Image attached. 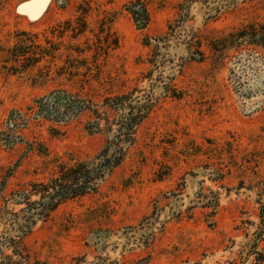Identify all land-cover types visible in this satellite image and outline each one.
<instances>
[{"label": "rangeland", "instance_id": "obj_1", "mask_svg": "<svg viewBox=\"0 0 264 264\" xmlns=\"http://www.w3.org/2000/svg\"><path fill=\"white\" fill-rule=\"evenodd\" d=\"M140 1L147 21L138 0H0V210L116 134L115 112L35 99L129 94L147 113L128 155L37 220L31 264H264V48L222 40L264 23V0Z\"/></svg>", "mask_w": 264, "mask_h": 264}, {"label": "trees", "instance_id": "obj_2", "mask_svg": "<svg viewBox=\"0 0 264 264\" xmlns=\"http://www.w3.org/2000/svg\"><path fill=\"white\" fill-rule=\"evenodd\" d=\"M138 3L140 8L137 10L133 5V14L147 21L148 8L140 0ZM222 40L264 48V23L247 24L230 34V38ZM59 106L74 114L90 111L99 119L105 115L104 119L109 123L111 113L115 112L118 117L113 118L112 124L117 126L116 134L94 158L74 162L56 160V173L53 176L42 181H31L11 193L13 203L22 206L19 209L10 208L6 202L7 205L0 210V264H31L24 239L32 232L37 220L47 219L60 204L68 200L96 193L100 182L128 155L130 146L135 142L136 130L147 113L140 99L129 94L109 96L102 104H97L66 90L35 99L29 109L38 116H46L49 113L59 114ZM19 117H22L20 111L11 113L9 124L15 126ZM96 124L98 129L99 122Z\"/></svg>", "mask_w": 264, "mask_h": 264}, {"label": "water", "instance_id": "obj_3", "mask_svg": "<svg viewBox=\"0 0 264 264\" xmlns=\"http://www.w3.org/2000/svg\"><path fill=\"white\" fill-rule=\"evenodd\" d=\"M37 1H38V2H42V0H37ZM34 2H35V1H34ZM34 2H33V3H34Z\"/></svg>", "mask_w": 264, "mask_h": 264}, {"label": "bare ground", "instance_id": "obj_4", "mask_svg": "<svg viewBox=\"0 0 264 264\" xmlns=\"http://www.w3.org/2000/svg\"><path fill=\"white\" fill-rule=\"evenodd\" d=\"M33 4V3H32ZM34 5V4H33ZM35 8V7H34Z\"/></svg>", "mask_w": 264, "mask_h": 264}]
</instances>
